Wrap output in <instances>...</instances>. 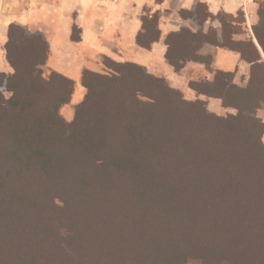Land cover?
Wrapping results in <instances>:
<instances>
[{"label": "trees", "instance_id": "trees-1", "mask_svg": "<svg viewBox=\"0 0 264 264\" xmlns=\"http://www.w3.org/2000/svg\"><path fill=\"white\" fill-rule=\"evenodd\" d=\"M162 0H155L160 4ZM136 45L161 37L159 17L143 11ZM240 13V14H239ZM251 39L238 16H213L198 2L167 34L165 60L179 71L209 67L203 45L249 66L189 84L233 114L208 113L163 78L102 59L83 70L85 91L66 123L59 115L73 82L42 69L44 37L9 24L3 45L12 70L0 73V264H264V0ZM217 19L219 31L203 26ZM76 27H72V31ZM78 42V37H72Z\"/></svg>", "mask_w": 264, "mask_h": 264}, {"label": "crops", "instance_id": "crops-1", "mask_svg": "<svg viewBox=\"0 0 264 264\" xmlns=\"http://www.w3.org/2000/svg\"><path fill=\"white\" fill-rule=\"evenodd\" d=\"M196 2L205 4L211 14L221 11L231 14L237 10L249 11L254 7L253 0H223V2L162 0L160 4L155 3L154 0H59L58 3L44 5L42 13L47 14L51 27L47 31L37 29L36 33L41 34L48 44L50 67L65 77H70L71 73L76 74V80H80L83 68L88 67L91 60L96 61L103 57L116 62L130 61L147 65L145 62L142 63L143 58L150 64L160 62L171 68L165 60L164 38L168 33L178 31L179 26L174 27L163 17H159L160 40L152 44L149 50L140 49L135 43V38L141 32L142 11L147 8L151 12H157L159 16L163 11L180 9L191 11ZM178 22L187 26L185 21L178 20ZM8 26V22L0 24V73L2 74L12 72L4 59L2 49L6 42ZM73 26L79 31L78 42L71 41ZM79 50L80 54L76 53ZM200 53L199 51L198 54ZM189 64L197 63L189 62L185 65ZM146 70L150 74H155L148 68Z\"/></svg>", "mask_w": 264, "mask_h": 264}, {"label": "rangeland", "instance_id": "rangeland-1", "mask_svg": "<svg viewBox=\"0 0 264 264\" xmlns=\"http://www.w3.org/2000/svg\"><path fill=\"white\" fill-rule=\"evenodd\" d=\"M58 1L59 0H0V24H2V22L3 24L6 22H8L9 24L14 23L25 28L30 34H35L37 29L38 30L44 29L47 31L48 28L51 26H49L47 14L42 13V8L44 7V5H47L48 3L54 4L55 2L58 3ZM218 1L223 2V0H218ZM260 2L261 0H253L252 3L254 5L253 7L254 9L251 7L249 11L237 10L234 13H231V15L233 16H238V12H241L242 18L244 20V23L241 24L244 34L242 36L236 37L237 40L243 41V40L251 39L254 43H256L252 35V27L257 23L258 20L256 13ZM197 3L198 2H196V4ZM195 5L193 6V9ZM144 10L145 13H148L149 15L157 14L158 17H163L166 22H169L171 25H174V27L179 26V29L187 28L190 29L191 31L197 30V27L191 21H185L188 27L179 24L178 20L183 21L179 16V11L183 9L173 10V11H163L160 16L158 15L157 12H151L150 9L144 8L143 11ZM143 11L142 14L144 13ZM218 13L212 15L216 16ZM38 21L42 23L40 22L35 23ZM159 28L161 29L160 25ZM210 28L214 29L217 32L219 31V23L217 19L214 18L211 21H208L207 23L204 24L202 29L205 32ZM72 37L75 38L79 37V31L77 29L71 32V38ZM199 51L201 52L200 56L211 58L209 67H206L203 64H189V65H185L184 68H182L177 72L165 66L164 65L165 63L155 62L154 64H150V62L148 63V61L144 60L143 58H142V63L145 62L148 66L143 64L139 65L137 63H133L130 61L116 62L110 58L109 59L115 63L134 64L140 67L147 74H150L148 70H146L147 68L150 71H154L155 74H150V75L163 78L165 83L168 85V87L180 92L185 100L203 101L206 105V109L208 113L210 114H214L217 116H225L228 114H233L234 112L230 109L224 108L219 100L198 95L195 91L189 88V84H197L201 86L204 83L211 81L213 77V72L219 70L224 72H234L233 83L238 87H244L248 79L249 66L243 62H240L237 54L223 48H215V47L203 45L202 49ZM76 53L80 54V50ZM103 58L101 59L99 58L96 61L91 60L89 66L83 68V70H89L97 74H104V72H106V69H104L102 65ZM42 69L44 70V72H49V71L55 72V70L52 67H50L48 59L46 61L45 66ZM4 75L9 77L12 75V72L10 71L8 74H4ZM69 75L70 77L67 76V78H69L74 84L73 94L71 96L69 103L63 106L59 111V115L66 123H69L72 120L73 110L75 105L78 104L85 95V91L80 86V80H76L77 75L72 73ZM257 117L264 122V105H262L260 110L257 112ZM262 141L264 143V137L262 138Z\"/></svg>", "mask_w": 264, "mask_h": 264}]
</instances>
